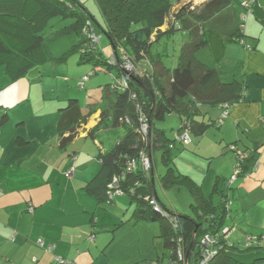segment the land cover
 I'll use <instances>...</instances> for the list:
<instances>
[{
  "label": "trees",
  "instance_id": "1",
  "mask_svg": "<svg viewBox=\"0 0 264 264\" xmlns=\"http://www.w3.org/2000/svg\"><path fill=\"white\" fill-rule=\"evenodd\" d=\"M94 1L100 19L77 0H0V68L4 67L9 85L50 61L58 68L68 55L76 53L80 54L78 65H92L90 74L81 77L83 89L90 76L101 71L109 73L110 83L90 95L87 115L76 97L60 105L57 133L62 138V147L66 148L75 138V132L98 108H101L100 122L91 131V137L102 130L124 129V136L113 148L99 156L102 168L97 177L103 182L109 203L115 198L109 199L108 187L116 180L117 189L123 192L121 197L129 198L132 204L131 216L119 226L131 221L160 224L156 238L161 240L164 251L156 264H167L166 260L168 264H185L179 258L180 251L189 264H201L206 249L215 252L207 264H264V235H244L242 241L232 236L240 226L233 212L236 184L256 168L257 150L240 153L235 151L240 141L231 144V150L237 152L235 174L230 180L234 183L230 190L234 192L220 191L215 185L210 197L204 194L202 185L180 172L174 160L179 148L188 149L194 143L191 135L202 138L210 126L221 130L231 106L244 98V82L236 78L227 81L226 73L196 58L198 51L209 46L210 33L249 48L242 29L234 27L235 18L228 10L233 0H210L201 7L187 5L176 12L175 6L184 0ZM54 18L71 19L74 23L55 33L53 39L76 34L80 40L68 53L49 58L41 31ZM97 28L108 39L110 54L101 47ZM177 32L186 33L189 40L181 47L176 68H169L164 62L167 43L160 47V41L170 40ZM94 36L97 41L92 39ZM202 104L219 107L220 118H210V122L199 118ZM169 115L180 120L176 140H171L158 127L159 121ZM8 119L4 111L1 124H6ZM143 121L148 126L147 134L142 131ZM187 131L189 144L182 140ZM66 134L69 136L64 137ZM16 145L25 147L29 141L17 138ZM252 147L248 146L254 150ZM156 153L161 155L165 166V173L159 177L161 186L166 190L186 187L194 199L193 215L175 214L158 198ZM144 156L151 159L150 170L143 166ZM207 238L213 242L208 248L204 243ZM55 264L61 263L55 261Z\"/></svg>",
  "mask_w": 264,
  "mask_h": 264
},
{
  "label": "crops",
  "instance_id": "2",
  "mask_svg": "<svg viewBox=\"0 0 264 264\" xmlns=\"http://www.w3.org/2000/svg\"><path fill=\"white\" fill-rule=\"evenodd\" d=\"M247 2L233 0L228 8L236 21L234 27H239ZM253 4V18L264 27V0ZM242 34L250 49L228 43L217 33H210L208 47L218 66L228 55L235 59L236 79L245 84L244 98L231 106L221 129L229 143L240 141L235 151L240 147L249 154L257 150L256 168L236 184L233 212L240 221L236 230L258 236L264 235V44L246 28ZM230 47L240 48L243 55L231 58L236 50ZM35 69L11 85L0 69V264H55L58 259L74 264H156L161 257L156 256L158 229L143 221L119 226L131 216L132 204L127 197L124 202L115 197L109 203L103 182L97 180L102 168L99 156L110 151L100 137L107 130L90 136L100 122L101 108L63 148L57 133L59 107L67 101L66 93H73L72 80L55 77L45 66ZM100 89L84 87L89 95ZM4 111L9 119L2 125ZM17 138L29 145L17 146ZM73 165L75 172L68 178Z\"/></svg>",
  "mask_w": 264,
  "mask_h": 264
},
{
  "label": "rangeland",
  "instance_id": "3",
  "mask_svg": "<svg viewBox=\"0 0 264 264\" xmlns=\"http://www.w3.org/2000/svg\"><path fill=\"white\" fill-rule=\"evenodd\" d=\"M77 1L88 8L92 13H94L97 19H100V13L94 0ZM209 1L210 0H203L201 2H197L196 0H194L193 3L189 6H192V8L201 7ZM184 2L185 1L175 6L174 11L176 12L181 7H183ZM247 17L250 18L249 25L251 26V28L248 26V22L246 21ZM239 18V27L242 30L246 28V31L249 34H254L255 37H261L264 44V27L256 19L254 20L253 12L249 13L246 9H244ZM252 22H254V25ZM73 23L74 21L71 19L64 20L61 18H54L47 21L46 26L42 28L41 34L45 37V51L49 58H58L68 53L73 48V46L79 42L80 38L76 34L63 36L59 39H53L55 33L62 30L63 28L69 27ZM97 32L101 35L102 38L101 47L108 54H110L111 50L109 48L108 39L101 33L99 28H97ZM188 40L189 36L186 33L177 32L170 40L167 41L166 39H162L160 41V47L164 45V43H167V55L164 59L167 67L176 68L181 47ZM229 49L236 50V53H233L231 58L235 57L234 54H237L238 58L243 55V52L242 50H240V48L230 47ZM79 58V53L68 55L67 61L59 65L57 69H53L54 65L51 61L43 66H45L48 71H52L55 77H63L68 79L72 78L71 90L73 93L71 96L69 95L70 93H66L64 100L68 101L69 99L76 97L77 99H79L81 108L86 109L87 104L90 103V95L87 93V90H84L82 87H80V82L83 81L81 77L86 74H90L92 65H78ZM196 58L199 61L207 64L208 66L217 68L226 73L227 78L225 79L227 81H231L232 79L238 77L237 61H235V59L231 60L230 55H228L227 58L222 61L221 66L215 64L210 47L198 51L196 53ZM0 69H4V67ZM37 69H40V67L36 68L34 71H37ZM84 70L87 71L84 72ZM89 78L90 81L85 84L88 88H98L99 86H104L106 83H110L111 81V75L104 71L99 72L96 76H90ZM64 89L69 88L65 87ZM95 94L97 93H93V95ZM35 96L37 95L33 92V97ZM98 97L99 96L97 95V100ZM67 101L64 102L63 105H66ZM200 109L202 111V114L199 118L204 119L206 122H210V118L215 120H218L220 118L219 109L217 107L208 104H202L200 106ZM179 122L180 120L178 119V117L169 115L165 118V120L159 121L158 127L162 130H165L171 140H176V132L177 128L179 127ZM124 132V129H110L107 130V133L101 132L100 137L104 138L105 147L109 146L108 150H111L116 142H118L124 136ZM191 137L194 143L190 148H179L180 151H176V157L174 159L176 167L180 170V172H182V174L190 176L196 183L202 185L204 194L207 197L211 196L215 185L218 186V189H220V191H229L231 194H233L234 190H230V187H233L234 183L231 184L230 180L235 174V166L237 165V152L231 151L230 145L233 142L229 143L230 139H227L224 136V129L219 130L215 126H210L202 138H196L194 135H191ZM222 138H224L225 140H222L220 142ZM217 140L220 143H218ZM218 144H220L221 146H217ZM178 146L181 145L179 144ZM242 151H244V149L243 147H240L239 152L242 153ZM155 159L157 166L155 175V190L162 204L165 205L167 210L174 211L175 214L193 215V213L191 212V204L194 202V199L189 190L186 187H174L167 190L164 189L160 184L159 177L165 173V166L161 161V155L159 153L155 154ZM123 199H126V197L118 196L116 201L124 202ZM148 225L151 226V229L153 230H160V224L158 222ZM234 236L235 237L233 238L242 236L243 240L245 239L244 234L240 233L239 231H236ZM158 241L159 252L156 250V256L157 253L162 255L163 250L161 240ZM166 263L168 264L167 260Z\"/></svg>",
  "mask_w": 264,
  "mask_h": 264
},
{
  "label": "built area",
  "instance_id": "4",
  "mask_svg": "<svg viewBox=\"0 0 264 264\" xmlns=\"http://www.w3.org/2000/svg\"><path fill=\"white\" fill-rule=\"evenodd\" d=\"M253 3H254V0H251L250 2H247V3H245V7L248 9V10H251V7H252V5H253ZM92 39H94V41H97V38L94 36ZM81 87H83V84H81ZM142 131L145 133V134H147L148 133V126H147V124H146V122L145 121H143V123H142ZM182 140L185 142V143H187V144H189L190 143V137H189V133L188 132H186L183 136H182ZM143 166H144V168L146 169V170H150L151 169V159L148 157V156H144L143 157ZM74 171H75V166L73 165L72 166V168L69 170V172H67L66 173V177H68V178H70V177H72V175H73V173H74ZM118 182L116 181V180H114V182H113V185L111 184L110 186H109V191H108V197H109V199H113V198H115L116 196H121L122 194H123V192L122 191H120V190H118L117 188H118V184H117ZM152 204H154V202H152ZM156 210H159V208H156ZM30 211L32 212L33 211V208H30ZM94 239V238H93ZM205 243V245L207 246V248H208V245L209 244H213V242L209 239V238H207V240L204 242ZM206 252H204L203 253V255H202V262H201V264H207V262H208V260H211V259H213L214 257V254H215V252L214 251H212L211 249H206L205 250ZM179 258L183 261V262H185V264H189V260L188 259H185L184 260V254L180 251L179 252ZM59 263H61V264H64V263H66V264H73V263H71V262H69V261H67V262H64V260H57Z\"/></svg>",
  "mask_w": 264,
  "mask_h": 264
},
{
  "label": "clouds",
  "instance_id": "5",
  "mask_svg": "<svg viewBox=\"0 0 264 264\" xmlns=\"http://www.w3.org/2000/svg\"><path fill=\"white\" fill-rule=\"evenodd\" d=\"M184 1L186 2L187 0H184ZM193 1H194V0H193ZM185 2H184V3H185ZM249 2H250V1H249ZM192 3H193V2H192ZM253 6H254V4L252 5L251 10H248V9L245 7V4H244L245 9H246L249 13L253 11V9H252ZM248 47H249V46H248ZM249 48H250V47H249ZM187 132H188V131H187ZM74 166H75V165H74ZM71 168H72V167H71ZM74 172H75V171H74ZM73 174H74V173H73ZM111 184H113V183H111ZM111 184H110V185H111ZM108 189H109V187H108Z\"/></svg>",
  "mask_w": 264,
  "mask_h": 264
},
{
  "label": "water",
  "instance_id": "6",
  "mask_svg": "<svg viewBox=\"0 0 264 264\" xmlns=\"http://www.w3.org/2000/svg\"><path fill=\"white\" fill-rule=\"evenodd\" d=\"M192 2H193V0H188V1H186V2L184 3V5H183V6L190 5V4H192Z\"/></svg>",
  "mask_w": 264,
  "mask_h": 264
},
{
  "label": "bare ground",
  "instance_id": "7",
  "mask_svg": "<svg viewBox=\"0 0 264 264\" xmlns=\"http://www.w3.org/2000/svg\"><path fill=\"white\" fill-rule=\"evenodd\" d=\"M197 2H201V1H203V0H196Z\"/></svg>",
  "mask_w": 264,
  "mask_h": 264
}]
</instances>
